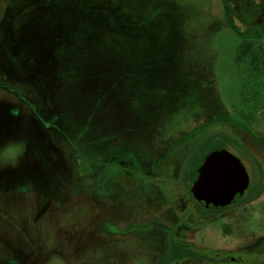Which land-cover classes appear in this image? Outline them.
Listing matches in <instances>:
<instances>
[{
    "label": "rangeland",
    "instance_id": "1",
    "mask_svg": "<svg viewBox=\"0 0 264 264\" xmlns=\"http://www.w3.org/2000/svg\"><path fill=\"white\" fill-rule=\"evenodd\" d=\"M219 134L252 190L204 217L184 173ZM19 143L0 264H153L169 237L226 259L176 264H264V0H0V153Z\"/></svg>",
    "mask_w": 264,
    "mask_h": 264
},
{
    "label": "water",
    "instance_id": "2",
    "mask_svg": "<svg viewBox=\"0 0 264 264\" xmlns=\"http://www.w3.org/2000/svg\"><path fill=\"white\" fill-rule=\"evenodd\" d=\"M249 176L240 159L225 149L206 156L189 192L204 208L236 205L249 188Z\"/></svg>",
    "mask_w": 264,
    "mask_h": 264
},
{
    "label": "trees",
    "instance_id": "3",
    "mask_svg": "<svg viewBox=\"0 0 264 264\" xmlns=\"http://www.w3.org/2000/svg\"><path fill=\"white\" fill-rule=\"evenodd\" d=\"M228 144L238 146V148H241L245 153L248 154L246 150H244L237 141L231 139L227 135L219 134L218 136H211L205 141L201 142L197 148L195 149L194 153L192 154L189 165L187 169H185L184 173V180L187 184V187L190 188L192 183L197 178V170L202 163L203 159L206 156H212L218 153L221 149L227 148ZM252 158V157H251ZM253 159V158H252ZM254 160V159H253ZM255 161V160H254ZM256 162V161H255ZM257 167L261 172V167L259 163H257ZM83 171L86 170L85 165H81ZM252 188L249 187L246 194L242 197V199L236 204L239 205L242 202L245 201V199L249 196ZM191 195V194H190ZM235 205V206H236ZM197 210L200 212V214L204 217L222 212L230 207L227 208H204L202 203L196 204ZM206 261V262H224L226 259H214L206 254H201L197 251H195L189 244L175 241L172 237H169L165 243V249L162 253V255L153 262V264H176L182 261Z\"/></svg>",
    "mask_w": 264,
    "mask_h": 264
},
{
    "label": "clouds",
    "instance_id": "4",
    "mask_svg": "<svg viewBox=\"0 0 264 264\" xmlns=\"http://www.w3.org/2000/svg\"><path fill=\"white\" fill-rule=\"evenodd\" d=\"M24 150L25 146L23 143H19L12 145L10 151L0 153V169H14L17 166L20 157L23 155Z\"/></svg>",
    "mask_w": 264,
    "mask_h": 264
}]
</instances>
